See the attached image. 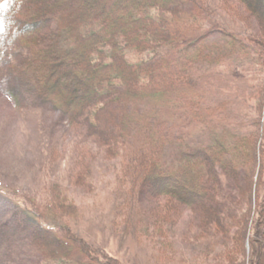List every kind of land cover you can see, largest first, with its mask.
<instances>
[{
  "label": "trees",
  "instance_id": "16d2710c",
  "mask_svg": "<svg viewBox=\"0 0 264 264\" xmlns=\"http://www.w3.org/2000/svg\"><path fill=\"white\" fill-rule=\"evenodd\" d=\"M219 7L244 30L211 27V0H0V25L16 41L8 69L63 112L80 151L68 182L5 191L12 220L32 231L16 264H130L52 222L83 214L82 191L102 212L118 206V227L151 236L171 259L192 251L184 262L264 264V122L246 132L223 122L239 101L207 99L219 87L211 75L264 46V0ZM192 127L208 139L191 143Z\"/></svg>",
  "mask_w": 264,
  "mask_h": 264
},
{
  "label": "rangeland",
  "instance_id": "374dc122",
  "mask_svg": "<svg viewBox=\"0 0 264 264\" xmlns=\"http://www.w3.org/2000/svg\"><path fill=\"white\" fill-rule=\"evenodd\" d=\"M211 2L218 12L210 21L211 27L216 24V19L217 23L233 21L237 28L244 30L246 23L241 18L219 7L222 0ZM15 44L14 35H9L8 29L0 25V264L21 263L22 258L26 257L24 254L28 245H24L29 237L28 232H32L26 224L22 226L18 223L19 219L12 220L14 205L5 191L18 193L30 190L40 194L51 178L68 182L69 174L77 170L78 161L75 158L80 152L78 143L73 137L69 138L72 132L64 134L68 123L63 112L51 101L37 98L29 82L8 69ZM250 48L251 58L235 61V65L231 62L222 65L220 75H211L207 81L210 85L215 82L219 86L213 91L207 89V99L222 101L232 98L239 101L236 110L226 112L223 122H237L246 132L256 131L264 122V46L257 44ZM222 85L227 88L223 89ZM174 119L170 126L176 128L175 135L179 138L184 135L179 134L185 133L181 129L185 120L180 114ZM192 128L189 137L185 135L191 143L208 139L200 128ZM53 148L58 152L56 160L53 158ZM51 161L55 163L50 164ZM114 170L110 164L107 172L114 174ZM100 183L103 187L108 185ZM78 191L80 193L82 190ZM80 195L83 196L81 201L84 205L81 216L57 218L52 222L74 224L91 241L130 264H193L184 262L185 256L192 259L195 254L192 251L184 253V246L181 248L179 245L182 251L180 258L171 259L159 249L151 236L143 232L137 235L123 232L117 225L118 206L112 205L109 211L102 212L98 210L96 201L85 196L83 191ZM189 220L185 221L186 224L191 223V217ZM250 246L253 249V245Z\"/></svg>",
  "mask_w": 264,
  "mask_h": 264
},
{
  "label": "snow or ice",
  "instance_id": "6c2138e0",
  "mask_svg": "<svg viewBox=\"0 0 264 264\" xmlns=\"http://www.w3.org/2000/svg\"><path fill=\"white\" fill-rule=\"evenodd\" d=\"M12 2V0H8V3L10 4ZM3 9H0V11H2Z\"/></svg>",
  "mask_w": 264,
  "mask_h": 264
}]
</instances>
